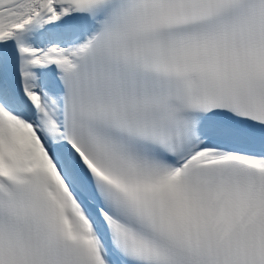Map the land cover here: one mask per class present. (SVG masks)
Returning a JSON list of instances; mask_svg holds the SVG:
<instances>
[{
  "label": "snow or ice",
  "instance_id": "obj_1",
  "mask_svg": "<svg viewBox=\"0 0 264 264\" xmlns=\"http://www.w3.org/2000/svg\"><path fill=\"white\" fill-rule=\"evenodd\" d=\"M0 264H264V0H0Z\"/></svg>",
  "mask_w": 264,
  "mask_h": 264
}]
</instances>
